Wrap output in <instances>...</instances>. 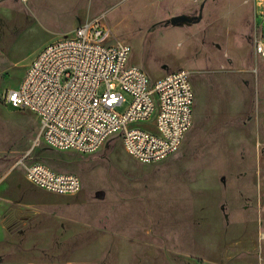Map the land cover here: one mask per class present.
Returning a JSON list of instances; mask_svg holds the SVG:
<instances>
[{
    "label": "rangeland",
    "instance_id": "374dc122",
    "mask_svg": "<svg viewBox=\"0 0 264 264\" xmlns=\"http://www.w3.org/2000/svg\"><path fill=\"white\" fill-rule=\"evenodd\" d=\"M211 1L0 0V264H264V70L257 88H253L255 97L249 111L252 79L244 60L258 31L248 28L249 13L233 15L236 9L232 2ZM97 15L104 16L114 41L131 47L130 63L142 67L151 79L172 69L190 72L193 124L181 149L221 115H236L238 125L241 121L245 127L254 128V135L245 130L244 156L248 164L253 163L249 147L254 142L263 222L256 226L251 220L247 229L239 232L245 236L243 247L229 248L232 252L240 250L237 256L229 259L221 248L212 255V248L206 244V254L197 255L191 245L192 226L177 230L176 236H184L186 245L178 247L180 242L172 239H166V245L162 240L141 241L134 217L115 211L135 208L129 202L116 205V191L131 193V202L138 195L133 193L147 186L141 178L155 163L142 164L131 158L118 136L91 154L52 149L37 140L40 126L33 113L4 104L2 92L18 85L43 46L71 34L79 24ZM174 16L188 20L171 24ZM257 17L264 43V3ZM213 48L221 51L213 52ZM217 67L224 71L213 75L210 70ZM125 108L126 103L116 110L123 112ZM232 120L223 118L219 124L230 125ZM135 125L152 129L151 122ZM27 152L30 160L79 175L81 191L60 196L30 184L14 166ZM246 194L254 199L251 192ZM223 206L226 210L234 208L233 203L224 202ZM113 214L118 224L110 226L115 231L111 234L107 220ZM237 234L223 232L219 243Z\"/></svg>",
    "mask_w": 264,
    "mask_h": 264
},
{
    "label": "built area",
    "instance_id": "2783aa9c",
    "mask_svg": "<svg viewBox=\"0 0 264 264\" xmlns=\"http://www.w3.org/2000/svg\"><path fill=\"white\" fill-rule=\"evenodd\" d=\"M112 38L103 15L85 20L43 46L18 85L2 92L3 102L33 113L40 126L37 140L52 149L91 154L118 136L134 160L163 161L178 151L192 126L190 72L178 68L151 79L130 63L131 47ZM255 50L264 56L260 41ZM137 122H151L152 129ZM28 157L20 156L14 166L33 186L60 196L81 191L79 175Z\"/></svg>",
    "mask_w": 264,
    "mask_h": 264
},
{
    "label": "crops",
    "instance_id": "0c3cea01",
    "mask_svg": "<svg viewBox=\"0 0 264 264\" xmlns=\"http://www.w3.org/2000/svg\"><path fill=\"white\" fill-rule=\"evenodd\" d=\"M228 1L232 2L236 9L233 15L249 13L248 28L258 31L255 43L250 45L247 50L248 55L244 57L248 64L246 72L252 79L248 102V110L251 111L255 97L253 88H257L261 69L264 70V56L262 57L255 50L258 41L264 48L263 29L259 28L257 17L264 0ZM214 2L215 0L211 1V3ZM212 5L214 7V4ZM215 8L220 9V5H216ZM217 50L221 51L219 48L212 49L213 52ZM222 64L225 68V63ZM235 66L240 67V70L244 69L243 66ZM223 68L217 67L210 71L213 75H218L223 73ZM227 117L234 119L229 123L230 125L219 124L221 119ZM236 119L238 116H227V114L212 119L183 149H178L161 162L151 164L145 176L141 178L142 183L147 186L133 193L138 195L131 198V202L128 196L131 193L116 191L118 199L116 205L129 202L133 208L135 207L130 211L124 207L115 211L134 217L135 226L139 228L140 233L137 238H143L141 240L143 242L144 239L149 242L162 240L164 245H166V239H172L179 241L177 246H181L187 239L183 238L184 236L182 239L176 236L177 230H187L189 226H192L191 245L195 248L197 255L206 254L203 253L205 244L206 247L212 248L210 252L212 255L217 253L218 248H221L229 259L241 253L240 250L236 249L232 252L229 249L243 247L242 241L245 236L239 232L243 233L247 229L246 223L251 220L256 226L258 222L261 224L263 221L258 196L254 142L249 147V150L253 152V163L248 164L244 156L245 130L251 135H254L255 131L254 128L245 127L241 121L238 125ZM247 191L254 194V199L246 194ZM221 197L224 198V202L233 203L234 208L226 210ZM112 216L116 214L108 215L107 220L109 226L107 231L111 234L115 231L113 232L110 226L114 223L118 224ZM230 231H236L237 237L232 239L227 237L224 239L226 243H219L221 242L220 235Z\"/></svg>",
    "mask_w": 264,
    "mask_h": 264
},
{
    "label": "water",
    "instance_id": "95a60500",
    "mask_svg": "<svg viewBox=\"0 0 264 264\" xmlns=\"http://www.w3.org/2000/svg\"><path fill=\"white\" fill-rule=\"evenodd\" d=\"M182 20H188V19L184 16H174V17L170 18L169 22L171 24H175V23L180 22Z\"/></svg>",
    "mask_w": 264,
    "mask_h": 264
}]
</instances>
